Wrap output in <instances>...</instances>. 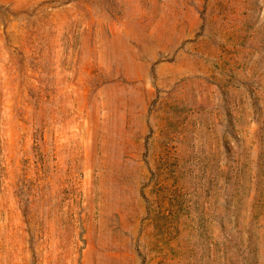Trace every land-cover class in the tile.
Returning a JSON list of instances; mask_svg holds the SVG:
<instances>
[{"label": "rangeland", "instance_id": "obj_1", "mask_svg": "<svg viewBox=\"0 0 264 264\" xmlns=\"http://www.w3.org/2000/svg\"><path fill=\"white\" fill-rule=\"evenodd\" d=\"M0 264H264V0H0Z\"/></svg>", "mask_w": 264, "mask_h": 264}]
</instances>
